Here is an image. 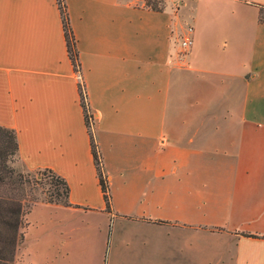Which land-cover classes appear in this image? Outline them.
Wrapping results in <instances>:
<instances>
[{
	"label": "crops",
	"instance_id": "crops-1",
	"mask_svg": "<svg viewBox=\"0 0 264 264\" xmlns=\"http://www.w3.org/2000/svg\"><path fill=\"white\" fill-rule=\"evenodd\" d=\"M62 1L109 199L56 0H0V126L65 180L71 205L45 204L227 240L189 264H264V0Z\"/></svg>",
	"mask_w": 264,
	"mask_h": 264
},
{
	"label": "rangeland",
	"instance_id": "rangeland-1",
	"mask_svg": "<svg viewBox=\"0 0 264 264\" xmlns=\"http://www.w3.org/2000/svg\"><path fill=\"white\" fill-rule=\"evenodd\" d=\"M182 1L190 4L189 0L178 3ZM187 49L180 48L181 55ZM9 165L23 175L21 191L27 201L37 200L23 216V239L14 264H189L194 253H208L212 261L210 255L227 245V240L216 234L206 240L173 234L166 224L138 226L115 220L107 231L99 219L42 203L54 189L42 169L25 171L17 156ZM57 190L61 191L60 185ZM116 240L117 245L113 244Z\"/></svg>",
	"mask_w": 264,
	"mask_h": 264
},
{
	"label": "trees",
	"instance_id": "trees-1",
	"mask_svg": "<svg viewBox=\"0 0 264 264\" xmlns=\"http://www.w3.org/2000/svg\"><path fill=\"white\" fill-rule=\"evenodd\" d=\"M144 2L155 10L162 8L161 0H144ZM56 3L60 14L66 51L74 66L78 64L77 53L74 47L73 35L68 25L64 3L62 0H56ZM260 10L262 11V9ZM259 20H264V17L260 16ZM79 101L83 111L84 123L87 126L86 108L80 91ZM87 130L90 136L92 159L102 191L105 209L107 210L109 199L107 185L100 169V159L91 138V132L88 128ZM16 155L17 142L14 130L0 126V264H14L17 246L23 239V231L21 230L24 227L23 216L37 202L35 198L27 201L26 196L21 191L23 175L15 172L9 165V162ZM41 173H46L54 184L53 191L42 202L59 206H70L71 204L67 201L68 187L65 180L49 168H43ZM58 185L61 188L60 192L57 190Z\"/></svg>",
	"mask_w": 264,
	"mask_h": 264
},
{
	"label": "built area",
	"instance_id": "built-area-1",
	"mask_svg": "<svg viewBox=\"0 0 264 264\" xmlns=\"http://www.w3.org/2000/svg\"><path fill=\"white\" fill-rule=\"evenodd\" d=\"M191 33H192V27L190 25H186L184 28L183 34H181V36L179 38L180 48L187 49L190 46L191 41H192ZM73 68H74V74L76 77V81L78 84V92L80 91V93L82 95V99H83L84 104H85V108H86V123H87L86 128H88L90 130L92 127V124H93V115L89 111L87 104H86L85 93H84V88H83V84H82V80H81L79 67L76 64L73 66Z\"/></svg>",
	"mask_w": 264,
	"mask_h": 264
}]
</instances>
